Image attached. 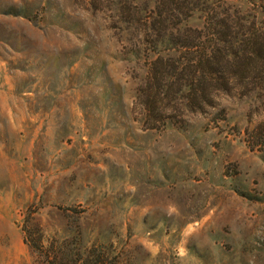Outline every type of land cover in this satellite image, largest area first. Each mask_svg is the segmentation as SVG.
I'll list each match as a JSON object with an SVG mask.
<instances>
[{"label": "rangeland", "instance_id": "1", "mask_svg": "<svg viewBox=\"0 0 264 264\" xmlns=\"http://www.w3.org/2000/svg\"><path fill=\"white\" fill-rule=\"evenodd\" d=\"M0 0V264H264V90L143 128L138 91L207 4Z\"/></svg>", "mask_w": 264, "mask_h": 264}, {"label": "trees", "instance_id": "2", "mask_svg": "<svg viewBox=\"0 0 264 264\" xmlns=\"http://www.w3.org/2000/svg\"><path fill=\"white\" fill-rule=\"evenodd\" d=\"M259 1L264 10V0ZM203 12L202 29L178 32L176 55L150 63L138 91L143 128L162 130L176 120L173 112L181 111L177 99L183 92L191 111L205 113L214 108L219 93L264 90V29L228 6L207 4Z\"/></svg>", "mask_w": 264, "mask_h": 264}]
</instances>
